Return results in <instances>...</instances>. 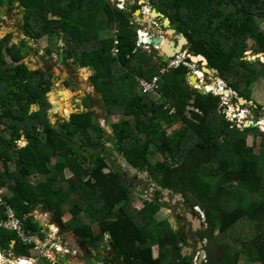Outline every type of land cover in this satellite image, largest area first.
I'll return each instance as SVG.
<instances>
[{
	"label": "trees",
	"instance_id": "obj_1",
	"mask_svg": "<svg viewBox=\"0 0 264 264\" xmlns=\"http://www.w3.org/2000/svg\"><path fill=\"white\" fill-rule=\"evenodd\" d=\"M110 1L0 0V8L12 12L17 3L24 8L22 28L31 41L57 38L63 43L59 49L67 65L71 62L94 70L90 81L103 97L106 121L122 116L110 124L119 154L135 168L147 169L164 189L182 194L192 209L200 207L210 240L217 230L223 239L234 242L226 250L233 264H238L243 254L255 264H264V133L241 129L220 114L218 98L212 93L200 95L184 86L191 71L188 67L162 73V59H154L138 47V28L133 22L141 8L138 1L129 2L123 10ZM152 1L169 18L171 27L187 38L190 52L203 56L208 68L217 70L232 92L251 102L252 85L264 80V64L242 61L241 55L248 52L249 40L253 42L252 55H264V0ZM112 28L114 36L103 37L102 33ZM12 39L13 35L7 34L0 40V125H4L3 129L0 126V163L6 167L0 172V189L10 192L3 200L23 220L30 235L45 237L34 212L53 210L68 228L78 223L74 230L69 228L76 236L97 244L110 231L121 247L135 239L130 250L140 257L139 264H160L153 257V246L176 242L177 233L170 227L156 232L149 224L143 238L132 225L126 207H131L132 213L135 210L134 180L128 181L124 171L108 163V156L101 151L110 135L95 121L91 110L95 100L88 95L89 111L74 113L69 121L58 123L61 130L53 128L47 97L52 74L31 71L23 62L33 53L28 43L22 39L10 44ZM114 49L118 50L116 56ZM47 75L50 78L45 79ZM155 75H160V101L138 91L139 78L151 80ZM32 106L39 109L31 112ZM255 107L257 112L262 110ZM177 125L178 129L169 132ZM249 134L261 137L258 155L254 146L247 145ZM23 139L27 145H18ZM157 155L163 158L153 164ZM10 164L15 165V172L7 169ZM66 170L72 173L70 178ZM155 200L136 213L144 224L170 204L159 194ZM65 203L69 206L64 207ZM0 218H4L2 205ZM163 221L165 226L169 224ZM242 221L252 224L251 239L231 235ZM33 247L19 242L13 232L0 229L1 250L28 258Z\"/></svg>",
	"mask_w": 264,
	"mask_h": 264
},
{
	"label": "rangeland",
	"instance_id": "obj_2",
	"mask_svg": "<svg viewBox=\"0 0 264 264\" xmlns=\"http://www.w3.org/2000/svg\"><path fill=\"white\" fill-rule=\"evenodd\" d=\"M41 1H47V0H41ZM137 2L140 0H112L111 3H114L117 5V7L120 10L127 9V4ZM138 2V3H139ZM148 3H153L154 7L156 8V3L152 0H148ZM18 4L15 3V8L12 10V12L7 13L5 16L6 21L4 24H2L3 16L0 15V24H2V27H0V40L4 38L7 34H12L13 39L10 44H19L22 39L28 40V46L32 50L33 53H31L28 57H26L23 62L28 66V68L35 72H50L52 74V90L47 94L48 101L51 104V108L48 111V118L50 122L53 124V128H56L58 123H64L70 120V117L74 113H82L87 112L89 109L86 107V99L88 95L92 96L95 100L93 112L95 116V121L102 126L105 130H107V127H110V124L117 122L122 118V116L118 117H112L109 121H106V107L101 101V98L96 93L94 84L90 81V76L95 74L94 70L89 71L88 68H80L77 64L71 63L70 65H67L66 62H60L59 57L62 52H60L59 47L63 45L61 41H59L56 38H47L44 37L40 39L37 42L31 41L25 34L24 29L22 28L25 23L24 20V8L18 7ZM143 6V5H142ZM140 8L141 13H138L137 15H133V22L134 25L139 30H143L148 34L149 37H158L162 36L168 41H177L178 35L171 34L168 29L163 27L162 23H157L154 26V21L157 20H151V12L148 7L144 6ZM4 9L8 10L7 7H3ZM1 10V8H0ZM261 28L264 30V20L261 22ZM103 37L106 39L110 38V36H114V29L106 31V33H102ZM68 37V35H67ZM67 39V38H66ZM151 39V38H150ZM249 48L248 52L245 54L247 56V61L250 62L251 58H257L258 56L252 55V45L253 42L251 40L248 41ZM76 43H73L72 46H74ZM188 47L184 48L183 54L186 53V55L191 56V60L193 59V63L191 64V69L200 71L203 74L202 83H204L205 89H208L209 85H214L212 92H209V94L212 93V95L216 98H218L216 101L220 104V114L222 113L225 118L231 122L235 121L237 126L241 127V129H244V124L248 121L260 123L263 121L264 123V80L260 79L259 81L255 82L251 87V102L246 101L244 105L240 104V101L242 100L240 97L237 96L236 93L232 92L227 86L224 81L220 78L218 73H204V67H208L205 61H202L201 55H194L189 50V44L186 45ZM68 47V45L66 46ZM21 48V47H20ZM39 49V51L37 50ZM142 52H149L152 49L151 45H144L141 46ZM22 50V48H21ZM34 50H37V54L34 53ZM193 55V56H192ZM200 57V58H199ZM196 58V60H195ZM202 61V63H201ZM258 62V61H257ZM260 62V61H259ZM263 64V61H262ZM91 74V75H90ZM198 74V72H197ZM189 76V75H188ZM50 78L48 75L45 77V79ZM188 81V78H187ZM186 81V83H187ZM247 85H244V89H246ZM224 88L225 91L220 93V90ZM192 90V89H191ZM68 94V95H67ZM154 96V95H153ZM157 101H160L162 99L158 98L157 96H154ZM58 105V106H57ZM57 106V108H56ZM259 106L262 107V110L260 112L256 111V107ZM39 109L38 106H32V111H37ZM2 111L0 110V114ZM189 116V115H188ZM1 129H3L4 125H0ZM56 126V127H55ZM61 130L60 125L57 127ZM179 125L175 126L173 129L169 130V132H173L175 129H178ZM264 133V130H260ZM108 133V132H107ZM110 137H107L109 139V143L105 144L102 148V152L108 156V163H114L120 167L119 169H122L124 171L125 176L127 177L128 181H133V184L131 186L132 189V205L134 206L135 210L132 213L131 207H126V211L128 214L130 213V220L133 219L132 225L139 229L140 233L142 234V237L144 238L146 236L145 230L147 225H151V229L153 231H160L164 230L167 227L172 228L175 233H178L177 231H182L181 226V219H178V216L176 215V211L178 208H180V200H177L175 203H172L171 201L169 205L163 206L159 212L154 214L153 220H151V223H143L141 220V215L136 214L137 211H139L145 203H153L157 200L156 195L159 194V196L163 197L167 195V193L163 189H158L154 184H152V181L149 180V176L146 175L145 171H138L136 173H127L129 170L126 166H122L119 162V157L115 155L116 146L117 144V138L113 135V131L111 133H108ZM261 137L255 136L254 134H249L247 136V145L249 147L254 146V153L255 155H258L259 153V143ZM22 145H25V142L21 143ZM18 143V145H21ZM21 145V146H22ZM114 154V155H113ZM163 157L161 156H155L151 161L152 163H156L158 160H162ZM57 159H55L53 162L55 163ZM111 168V167H110ZM106 169V171H110L111 169ZM12 171L14 170L11 169ZM128 170V171H127ZM143 176H139V175ZM72 173L69 170H66V177L70 178ZM32 180V179H31ZM6 194H10V192H5ZM174 198V195L169 194L170 200ZM184 198V197H183ZM166 201V200H165ZM67 203V202H66ZM64 204L63 206L68 207V204ZM172 203V204H171ZM170 206H172L170 208ZM170 208V209H169ZM181 210V209H178ZM55 212V211H54ZM54 212H50L49 210H36L34 213L35 220L39 222V224L43 227L44 231H49L50 224L56 223V219L54 217ZM191 213L194 215V212L198 213V216L201 217V219L205 220V214L201 210L200 207H194L193 210H188L186 213ZM68 215V214H67ZM65 215V218L66 216ZM85 219V216H82ZM149 218V215L146 216ZM84 219H82V225L84 224ZM168 221V225L165 226L163 223V220ZM141 220V221H140ZM150 222V219H149ZM69 223V222H68ZM75 223L70 224V229H75L78 227ZM69 225V224H67ZM141 228V230H140ZM207 230L205 231L206 237L209 238L207 235V232L210 230V228L207 226ZM97 229V227H96ZM72 231V230H71ZM137 232V231H136ZM231 235L235 236H245L251 239L254 236V229L250 222L242 221L237 224V226L231 231ZM213 240L218 245L223 246L224 249H229V244L231 243V240L229 239H223L221 235H219L218 231L216 230L213 235ZM70 241L72 244L75 243V238L69 235ZM164 238V237H163ZM149 239V237H148ZM210 239V238H209ZM165 239L161 240L164 241ZM172 240V239H171ZM63 241V238L62 240ZM175 241H173L171 244H155L154 246L157 247V250H154V259L157 260L160 264H171L172 262V251H173V244ZM138 243V242H137ZM161 243V242H160ZM127 245H132V247L135 244V239H130V242H126ZM177 244V242H176ZM228 245V246H227ZM153 246L152 249L155 247ZM54 251V250H53ZM33 253V259H35L38 264H54L49 260H46L44 258V255L37 251L35 252L32 248L31 254ZM160 254V255H159ZM159 255V257H158ZM81 264L79 261L75 260L72 262ZM58 264V263H57ZM60 264H65L64 262ZM239 264H255L252 261H250L247 258V255L243 254L240 258ZM261 264V263H256Z\"/></svg>",
	"mask_w": 264,
	"mask_h": 264
},
{
	"label": "flooded vegetation",
	"instance_id": "obj_3",
	"mask_svg": "<svg viewBox=\"0 0 264 264\" xmlns=\"http://www.w3.org/2000/svg\"><path fill=\"white\" fill-rule=\"evenodd\" d=\"M144 4L148 5L149 3L146 2ZM171 28L174 29L173 27ZM177 34L178 32L175 35ZM150 38L151 37H149L147 34L146 37L143 38L144 42H148ZM209 88L210 87H208V90ZM143 170L145 171L146 175L149 176V180L152 181V184L157 186V183L154 181V179H151L153 177L147 169H138V171ZM170 195H174V198L172 197L170 200L172 202V200L176 198L175 195L177 194L173 192ZM179 204L180 208L178 209L181 210L177 209L176 215L178 216V219H181L182 231H177L178 239L176 241L177 244L175 242L173 245L171 264H233L234 261L227 258L226 256L227 249H224L223 246L218 245L216 242L205 236L207 225L201 220L197 212H194V216L200 218V225L193 226L187 220L185 217L186 212L188 210H193L190 205L191 203L184 199V201H181ZM171 207L172 206H170V208ZM53 212L54 211L52 210V213ZM54 217L60 225L62 224V234L65 233L64 227L68 229L67 234L63 236L65 240L63 245L64 247L68 248V251H70V256H67L68 259L71 258L72 260L73 257V261L75 259L81 264H139L140 257L136 256L134 253H131V244H125L121 247L119 242L114 239V236L110 231H106V233L100 237L99 240H97V244H92L86 238H80L79 236L73 234L67 225H65L63 220L58 217L56 212H54ZM69 235L75 238L74 244L71 243ZM157 249V247L152 249L153 257L154 250ZM117 258H119L120 262L117 261ZM69 262L72 263L70 260Z\"/></svg>",
	"mask_w": 264,
	"mask_h": 264
},
{
	"label": "built area",
	"instance_id": "obj_4",
	"mask_svg": "<svg viewBox=\"0 0 264 264\" xmlns=\"http://www.w3.org/2000/svg\"><path fill=\"white\" fill-rule=\"evenodd\" d=\"M117 44L118 42L116 41L115 45ZM117 52L118 50L114 49L113 55L116 56ZM188 56L190 55H186V53L177 54L174 58L170 60V62L166 67H163L161 72L163 73L169 71L170 69H177L181 65H185L188 66L189 68H192L191 64L188 63V61L186 60ZM159 81H160V75H156L151 80L145 78H139L138 88L141 94L144 95L152 94L154 96H157L158 98H161ZM188 108L191 111L201 113L195 107L189 106ZM172 112H175V109ZM1 194L2 193L0 192V205L4 207V218H0V229L13 232L16 235L17 240L22 244L34 246L33 247L34 251L41 252L46 260H49L54 264L59 263L57 262L58 260L57 256L68 252V250L63 245V242H65V240L61 234L60 229L54 226L55 232L46 233L44 238H40L38 236L28 234L25 229L23 220L20 219L16 215L15 210L7 202H5L3 198H1ZM62 238L63 241H61ZM19 261L21 263H28L27 261H21L20 259ZM7 262L5 256L0 255V264H15L14 260L8 258H7Z\"/></svg>",
	"mask_w": 264,
	"mask_h": 264
},
{
	"label": "water",
	"instance_id": "obj_5",
	"mask_svg": "<svg viewBox=\"0 0 264 264\" xmlns=\"http://www.w3.org/2000/svg\"><path fill=\"white\" fill-rule=\"evenodd\" d=\"M145 2H148V0H141L139 2V4L141 5V4H144ZM148 6L152 9V11H151V18L157 19L159 21H161L162 19H164L163 27L166 28V29H168V31L171 34L175 35L177 33V31L175 29H172L171 28L169 18H165V16L162 13L158 12L157 9L154 7V4L153 3H149ZM7 13H10V12H8L6 9L0 10V15H2L4 17L3 20H2V24H4L5 21H6L5 16L7 15ZM138 13H141V11L140 10H137L135 12V15H137ZM2 24H0V27H2ZM177 37H178V41L177 42H175V41H169L166 46L163 45V38L164 37H162V36L152 37L148 42H145V43L153 46V49H151V51H150V54H151L152 57H154V58H156V57L162 58L163 62L167 63V62H169V58L170 57L174 56L176 53H180L182 51L183 47L185 45H188L189 44V42H188L187 38L184 36V34L179 33ZM27 41L28 40L26 39V42ZM141 41H143V39ZM169 43H170V45H169ZM172 45H174V46H172ZM37 50L39 51V49H37ZM64 58H65L64 54L61 53L60 54V57H59L60 62H63L64 61ZM201 58L203 59L202 61H205L206 64H208L207 60L203 56H201ZM195 60H196V58H195ZM241 60L242 61H247V56L245 54L241 55ZM257 61H260V62L263 61V63H264V55H259L257 58H254L253 57V58L250 59V63H256ZM203 69H204V72L205 73H218L217 70H215V69H209L207 67H204ZM188 75H189L188 76V80L189 81H187V83H184L183 85L184 86H187L188 88H190L192 90H196L198 92V94H200V95H207L208 94V91H207V89H205L204 83H202V82L200 83L198 81V79H199L198 76L195 73H189ZM100 97L102 98V96H100ZM245 103H247V102L245 100H243V99L240 101V104L241 105L242 104L244 105ZM250 128L264 130L263 121H261L260 123H257V124L256 123H253V122H246L244 124V129H250ZM106 131L108 133H111L112 132V129L110 127H107V130ZM115 155H118V157L120 159L119 160L120 164L122 166H126L128 168V170H129L130 173H136V172H138V169L135 168L134 166H132L129 163V161L127 160V158L124 157L122 154L119 155L118 152H115ZM139 176L141 177L143 175L141 174ZM151 179H153V178H151ZM26 180L27 181L29 180V176L26 177ZM157 188L160 189V190L163 189L161 185H157ZM163 190L166 193H168V194L172 193V190L169 189V188H165ZM175 196H176V198L172 200V203H175L176 200H180L182 202L184 201V198H183V195L182 194H177ZM164 199L166 201H169L170 200L169 196H165ZM185 217L187 218V220L193 226L200 225L201 224L200 218L195 217L194 215H192L189 212L185 214ZM59 227L62 229V224L61 225L59 224ZM64 232L65 233L68 232V229L66 227H64ZM117 261L120 262L119 258H117ZM63 262L65 264H72L71 262H69V259L67 257H65L63 259Z\"/></svg>",
	"mask_w": 264,
	"mask_h": 264
},
{
	"label": "crops",
	"instance_id": "obj_6",
	"mask_svg": "<svg viewBox=\"0 0 264 264\" xmlns=\"http://www.w3.org/2000/svg\"><path fill=\"white\" fill-rule=\"evenodd\" d=\"M90 75H91V74H90ZM20 142H21V143L25 142V145H27V142H26L24 139L21 140ZM25 145H22V146H25ZM13 166H14V170L12 171L11 169H13ZM5 169H6V167L3 166V165L0 163V172L5 171ZM7 169L9 170L10 173L16 171V167H15L14 164H10V165H8V168H7ZM28 181H30V177H29V180H28ZM0 192L2 193V194H1V198H3L4 195H6L5 192H9V191H8L7 188H2V189H0ZM3 199H4V198H3ZM35 212H36V211H35ZM35 212H34V213H35ZM31 215H33V213H32ZM55 222H56V223H52V224H50V227H49V233H51V232L54 233V232H55L54 226L57 227V228H59V223H58L57 221H55ZM59 229H60V228H59ZM60 231H61V229H60ZM42 232H43V230H42ZM61 234H62V232H61ZM66 234H67V233H63L62 236H65ZM65 248H66V247H65ZM66 249H68V248H66ZM69 253H70V251L58 255V256H57V259H58L57 262H59L58 264H60V262H63V259H64L65 257H67V255L70 256ZM0 255H1V256H2V255L5 256V258H6V262H7V258H8V259L14 260V261H15V264H19V263L21 264V262L19 261V259H20L21 261H27V262H28L27 264H38V262L35 261V259H34V261H33V253H32V256H30V257H28V258H25V257H18V256H16L11 250L5 251V250H1V249H0ZM69 260L73 262V257H72V260H71V258H69ZM74 261H75V259H74ZM7 263H9V262H7Z\"/></svg>",
	"mask_w": 264,
	"mask_h": 264
},
{
	"label": "clouds",
	"instance_id": "obj_7",
	"mask_svg": "<svg viewBox=\"0 0 264 264\" xmlns=\"http://www.w3.org/2000/svg\"><path fill=\"white\" fill-rule=\"evenodd\" d=\"M112 1V0H111ZM141 1V0H140ZM139 2V1H138ZM146 3V2H145ZM114 4V3H113ZM139 4V3H138ZM140 5V4H139ZM143 5V6H142ZM140 6H142V7H144V6H146V7H148V9H150V12L152 11V9L147 5V4H141ZM2 9H4V8H1V10ZM157 9V8H156ZM140 10V9H139ZM8 11V10H7ZM158 11V10H157ZM9 12V11H8ZM142 12V11H141ZM159 12V11H158ZM161 13V12H160ZM150 19L152 20H155L154 18H151V16H150ZM156 22L157 23H161V21H159V20H155L154 21V26H155V24H156ZM164 22V21H163ZM163 24V23H162ZM137 34H138V47L141 49V46H142V44H144V45H148L147 43H145V42H142L141 40L143 39V38H145L146 37V35H147V33L146 32H144L143 30H139L138 29V31H137ZM179 34V33H178ZM177 34V35H178ZM152 38V37H151ZM57 39V38H56ZM152 46V45H151ZM186 47H188V46H184L183 47V49H182V51L180 52V53H182L183 54V50H184V48H186ZM152 49H153V46H152ZM157 49V48H156ZM142 50V49H141ZM151 51V50H150ZM150 51H149V53H150ZM177 54H179V53H176L174 56H172V57H170L169 58V62H170V60L172 59V58H174ZM185 54V53H184ZM151 55V54H150ZM193 56V55H192ZM154 58V57H153ZM157 58H159V57H156V58H154V59H157ZM162 59V58H161ZM188 59H190L191 60V56H188L187 58H186V60L188 61ZM163 61V60H162ZM169 62H167V63H165V65L163 66V67H166L167 65H168V63ZM194 61L193 60H191V62H189L188 61V63H193ZM202 62V61H201ZM262 63V62H261ZM264 64V63H263ZM182 66V65H181ZM180 66V67H181ZM185 66V65H184ZM186 67H188V66H186ZM189 68V67H188ZM208 68V67H207ZM84 69V68H83ZM178 69V68H177ZM191 71H190V73H195L196 75H197V72L198 71H196V70H192L191 68H189ZM210 69V68H209ZM170 70H175V69H170ZM169 70V71H170ZM195 71V72H194ZM168 72V71H167ZM218 72V71H217ZM205 73V72H204ZM156 76V75H155ZM154 76V77H155ZM198 81L201 83L202 81V78L203 77H199L198 76ZM149 80V79H148ZM189 81V80H188ZM207 88V87H206ZM138 91L140 92V90H139V88H138ZM209 92H212V91H208V94H209ZM141 93V92H140ZM100 97V96H99ZM101 98V97H100ZM101 99H103V97L101 98ZM248 122H250V121H248ZM253 123H255V122H253ZM257 124V123H256ZM111 128V127H110ZM20 144H21V142H19ZM108 144V143H107ZM22 145V144H21ZM26 146V145H25ZM115 152H118V151H115ZM118 154H119V152H118ZM114 155V154H113ZM119 155H121V154H119ZM118 156V155H117ZM157 185H159V184H157ZM157 187V186H156ZM163 188V187H162ZM164 189V188H163ZM171 194V193H170ZM166 196H169V194L167 193V195ZM165 197V196H164ZM165 200V199H164ZM170 201V200H169ZM201 218V217H200ZM204 223H205V220L204 219H201ZM206 224V223H205ZM207 225V224H206ZM60 228V227H59ZM61 229V228H60ZM61 231H62V229H61ZM43 232L46 234V233H49V231L47 232V231H44L43 230ZM37 236V235H36Z\"/></svg>",
	"mask_w": 264,
	"mask_h": 264
},
{
	"label": "bare ground",
	"instance_id": "obj_8",
	"mask_svg": "<svg viewBox=\"0 0 264 264\" xmlns=\"http://www.w3.org/2000/svg\"><path fill=\"white\" fill-rule=\"evenodd\" d=\"M149 40H150V39H149ZM142 42H144V39H143ZM168 42H169L168 40H166L165 38H163V45H164V46H166V45L168 44ZM169 45H170V43H169ZM172 46H174V45H172ZM197 76H199L200 78L203 77L202 72L198 71ZM208 87H210V88H209V90L207 89V91H212L214 85H209ZM208 87H207V88H208ZM223 91H225L224 88H223L222 90H220V93H222ZM57 106H58V105H57ZM57 106H56V108H57ZM263 124H264V123H263ZM21 264H27V263H21Z\"/></svg>",
	"mask_w": 264,
	"mask_h": 264
}]
</instances>
